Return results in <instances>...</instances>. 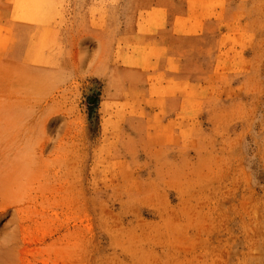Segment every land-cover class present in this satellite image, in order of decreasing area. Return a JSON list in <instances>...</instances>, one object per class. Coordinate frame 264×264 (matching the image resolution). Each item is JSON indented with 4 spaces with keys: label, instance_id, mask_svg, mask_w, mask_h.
I'll use <instances>...</instances> for the list:
<instances>
[{
    "label": "rangeland",
    "instance_id": "rangeland-1",
    "mask_svg": "<svg viewBox=\"0 0 264 264\" xmlns=\"http://www.w3.org/2000/svg\"><path fill=\"white\" fill-rule=\"evenodd\" d=\"M0 264H264V0H0Z\"/></svg>",
    "mask_w": 264,
    "mask_h": 264
}]
</instances>
